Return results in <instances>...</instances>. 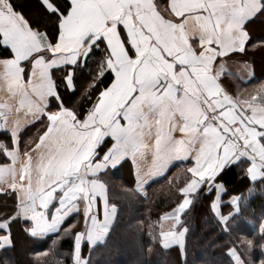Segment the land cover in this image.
<instances>
[{"label": "snow or ice", "instance_id": "snow-or-ice-1", "mask_svg": "<svg viewBox=\"0 0 264 264\" xmlns=\"http://www.w3.org/2000/svg\"><path fill=\"white\" fill-rule=\"evenodd\" d=\"M19 8L0 0V43L9 49L0 58V193L14 198L0 213V264H14L7 254L21 222L37 239L62 230L73 238L71 264H93L120 212L107 174L129 162L136 186L119 191L145 198L175 162H192L182 181L169 178L177 196L170 211L140 222L148 252L177 246L188 264L185 217L201 192L214 193L208 207L223 233L246 219L255 185H264V84L241 98L224 79L249 44L264 48L249 30L264 0H170L163 12L154 0H40L38 20ZM38 121V137L23 141ZM233 167L250 187L225 203L220 177ZM81 205L80 230L78 222L63 228ZM246 222L253 238L224 248L233 264H264V212Z\"/></svg>", "mask_w": 264, "mask_h": 264}, {"label": "trees", "instance_id": "trees-1", "mask_svg": "<svg viewBox=\"0 0 264 264\" xmlns=\"http://www.w3.org/2000/svg\"><path fill=\"white\" fill-rule=\"evenodd\" d=\"M13 2L20 5L18 10L23 11L30 20L42 19L40 3L37 0H13ZM154 2L162 12L168 7V0H154ZM249 30L253 37V43L264 39V16L253 20L249 25ZM8 55L9 50L0 43V56ZM233 60L246 61L251 67L252 77L243 81L239 76L231 73L224 79L225 86L234 95L239 93L241 98H246L250 93H254L261 84H264V48H253L252 44H249L247 54L243 57H235ZM87 73L88 70L84 69L78 83L87 79ZM79 95L78 92L76 97H72L66 93L67 98L72 100H75ZM42 128V122L27 128L22 135V140L31 143L32 138L38 137ZM2 139L5 137L0 134V140ZM21 147L23 148V144ZM4 162H6L4 158L0 157V163ZM190 166V161L175 163L164 178L156 179L150 184L147 188V198L142 194L126 197L119 191L121 186L134 187L130 163L109 170L107 178L112 185L111 194L114 199L119 200L120 212L107 242L98 244L95 251L91 253L93 264H184V257L180 254L177 246L164 249L157 244L153 251L148 252L147 245L144 243L146 237L142 235L139 228L140 222L146 223L149 216L152 220H156L160 214L170 211L177 196L174 191H170L172 185L169 184V178H175L178 182L182 181L184 169ZM220 179L224 181L228 189V194L222 197L225 203L233 193H246L250 187L249 181L240 167L227 170ZM255 187L256 192L250 198L243 213V217L246 219H240L231 234L223 233L220 230L209 211V201L214 197V193L212 196H206L203 192L199 194L185 217L190 227L187 236L188 264H233L224 245L236 237L253 238L254 228L246 221L256 220L264 212V185L256 184ZM13 204L12 195L0 193V213L11 211ZM73 222H78L76 230H80L83 223L82 212L71 215L63 228H67ZM23 227L22 222L13 225L16 245L7 255L14 261V264H57V261L71 264L72 236L63 235L61 230L60 233L37 239L26 234ZM43 253H47V255H42ZM83 253L88 254L86 244L83 247ZM3 255L0 253V257ZM260 255L259 249H255L252 253L253 258L257 260Z\"/></svg>", "mask_w": 264, "mask_h": 264}, {"label": "crops", "instance_id": "crops-1", "mask_svg": "<svg viewBox=\"0 0 264 264\" xmlns=\"http://www.w3.org/2000/svg\"><path fill=\"white\" fill-rule=\"evenodd\" d=\"M37 1L40 3V0H37ZM169 3H170V0H168V5H169ZM0 41H2V36H0ZM1 45H2V43H1ZM3 47H5V46H3ZM5 48H7V47H5ZM0 58H4V57L0 56ZM234 61H236V60H232L230 62H234ZM236 62H242V61H236ZM242 63H244V62H242ZM232 68H235L238 73L232 72V70H231ZM229 72L239 76L243 81H247V80H249L252 77V70H251V72H249L248 71V66H245V64H236V66H233V67L229 68ZM239 72H244L245 73V77H241ZM5 97H6V86L0 85V101H2ZM37 123H40V122L38 121V122L30 125L29 127H31V126H33V125H35ZM29 127H27V128H29ZM129 163L131 165L133 179H134V187H135L136 186V181H137L136 171H135V168L133 167V165L131 164V162H129ZM175 163H177V162H175ZM82 208H83V205H81V211L80 212H82ZM51 234H54V233H51ZM48 235H50V234H48Z\"/></svg>", "mask_w": 264, "mask_h": 264}, {"label": "rangeland", "instance_id": "rangeland-1", "mask_svg": "<svg viewBox=\"0 0 264 264\" xmlns=\"http://www.w3.org/2000/svg\"><path fill=\"white\" fill-rule=\"evenodd\" d=\"M236 64H244V63H242V62H236V61H234V62H230V63H229V68H230V67H233V66H236ZM247 66H248V71L251 72V67H250V65L247 64ZM231 70H232V72L238 73L237 70H236L235 68H232ZM239 73H240L241 77H245V73H244V72H239Z\"/></svg>", "mask_w": 264, "mask_h": 264}]
</instances>
